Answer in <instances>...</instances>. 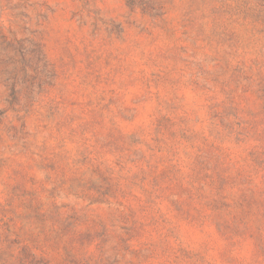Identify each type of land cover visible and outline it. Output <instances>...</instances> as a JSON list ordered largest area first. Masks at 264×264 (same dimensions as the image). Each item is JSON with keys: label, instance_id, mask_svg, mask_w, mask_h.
<instances>
[{"label": "rangeland", "instance_id": "obj_1", "mask_svg": "<svg viewBox=\"0 0 264 264\" xmlns=\"http://www.w3.org/2000/svg\"><path fill=\"white\" fill-rule=\"evenodd\" d=\"M0 264H264V0H0Z\"/></svg>", "mask_w": 264, "mask_h": 264}]
</instances>
